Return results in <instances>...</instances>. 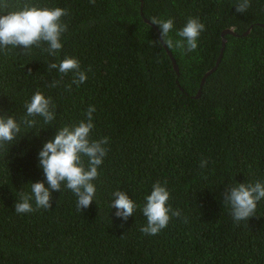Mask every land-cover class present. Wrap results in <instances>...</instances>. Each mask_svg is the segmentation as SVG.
<instances>
[{
	"label": "trees",
	"instance_id": "1",
	"mask_svg": "<svg viewBox=\"0 0 264 264\" xmlns=\"http://www.w3.org/2000/svg\"><path fill=\"white\" fill-rule=\"evenodd\" d=\"M7 3L5 12L28 4L69 14L56 56L43 50L46 43L29 54L0 50V115L14 116L21 127L0 147V264H264V199L253 217L237 223L223 198L236 184L264 182V0H250L245 13L235 10L239 0ZM153 18L174 20L167 37L173 41L190 18L199 19L205 31L197 49L168 48ZM227 29L236 35L225 37L221 63L197 98ZM66 57L79 61L86 82L77 86L72 73L49 70ZM54 80L62 83L48 87ZM37 91L52 98L56 116L51 124L27 117L36 121L29 127L25 104ZM89 106L96 108L92 139L109 138L92 205L79 211L62 185L50 210L18 214L20 192L30 193L35 182L48 187L38 159L43 145L60 128L86 120ZM158 181L166 182L169 204L181 216L145 235L142 208ZM118 190L138 205L127 221L111 208Z\"/></svg>",
	"mask_w": 264,
	"mask_h": 264
},
{
	"label": "clouds",
	"instance_id": "2",
	"mask_svg": "<svg viewBox=\"0 0 264 264\" xmlns=\"http://www.w3.org/2000/svg\"><path fill=\"white\" fill-rule=\"evenodd\" d=\"M95 4V0H91ZM9 7L7 0H0V50L8 46L23 48L29 54L32 47H41L50 56H56L62 49V35L68 31V24L62 18L69 14L66 8H41L26 4L22 10L5 12ZM251 7L250 0H239L235 10L245 13ZM151 23L158 25L161 30L163 44L168 48L176 47L184 54L195 51L198 47V38L205 31V25L199 19L190 18L185 26L176 35L180 38L175 41L167 38L174 28L173 19L153 18ZM167 38V39H166ZM154 44L161 42H153ZM49 70L56 69L59 73L73 74L72 83L79 86L87 80V75L81 70L76 58L66 57L59 64L50 63ZM91 71V68L88 69ZM62 82L52 81L48 87H58ZM71 90V86L67 89ZM26 117L22 121L29 127L35 124V119L27 117H43L45 123L51 124L56 116V105L51 97H46L37 91L30 102L25 104ZM95 106H89L86 120H81L78 125L64 126L59 129L55 137L43 145L39 153V167L43 170L48 187L44 182L31 183L29 192H20V201L15 204L18 214H26L40 209L52 208V193L61 191L62 185L71 190L77 197V209L82 211L89 208L96 195L93 183L98 178V168L103 164L108 154L109 138L93 140L92 130L95 128L93 113ZM21 132L20 122L14 116L0 115V147L4 143L12 142ZM87 158V164L85 159ZM208 160L202 159L200 167L206 168ZM171 193L159 181L152 186L151 194L145 197L142 212L147 218L146 226L140 231L145 235H157L167 228L173 217H180L181 211L175 210L169 204ZM224 203L230 205L231 215L237 223L249 220L254 216L257 204L264 199V182L236 184L224 193ZM35 202V208L32 201ZM138 205L123 191H115L111 208L117 209L115 215L124 221L134 215Z\"/></svg>",
	"mask_w": 264,
	"mask_h": 264
},
{
	"label": "water",
	"instance_id": "3",
	"mask_svg": "<svg viewBox=\"0 0 264 264\" xmlns=\"http://www.w3.org/2000/svg\"><path fill=\"white\" fill-rule=\"evenodd\" d=\"M148 23H150V22H148ZM263 27H264V26H263ZM251 30H252V29L250 28V29L248 30V32L244 34V36L248 35V34L251 32ZM229 34H230V35H236L234 29H227V30L223 33V43H222V51H221V55H220V57H219V59H218L216 65H215V67H214L213 69L209 70V71L205 74V76H204V78H203V80H202L201 89H200V91H199V93H198L197 98H199L200 95H201V91H202V88H203V86H204V84H205V82H206V79H207L210 75H212V74L218 69V67H219V65H220L221 60H222L223 55H224L225 48H226V42H227V40L225 39V37H226L227 35H229ZM160 37H161V35H160ZM165 47H166V46H165ZM168 55H169L170 58L172 59V62H173V65H174V68H175L176 72L179 73L178 65H177L175 59L173 58L171 52L168 51Z\"/></svg>",
	"mask_w": 264,
	"mask_h": 264
}]
</instances>
